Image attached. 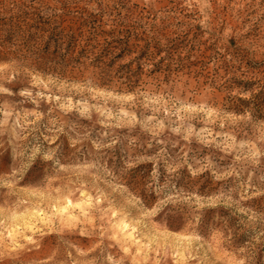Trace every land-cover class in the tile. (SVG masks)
Listing matches in <instances>:
<instances>
[{
	"label": "rangeland",
	"instance_id": "obj_1",
	"mask_svg": "<svg viewBox=\"0 0 264 264\" xmlns=\"http://www.w3.org/2000/svg\"><path fill=\"white\" fill-rule=\"evenodd\" d=\"M0 264H264V0H0Z\"/></svg>",
	"mask_w": 264,
	"mask_h": 264
}]
</instances>
